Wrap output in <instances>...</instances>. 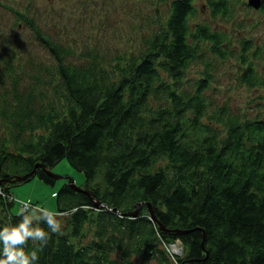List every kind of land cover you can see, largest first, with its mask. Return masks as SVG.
Returning a JSON list of instances; mask_svg holds the SVG:
<instances>
[{"label":"trees","instance_id":"1","mask_svg":"<svg viewBox=\"0 0 264 264\" xmlns=\"http://www.w3.org/2000/svg\"><path fill=\"white\" fill-rule=\"evenodd\" d=\"M194 1L169 0L163 21L135 52L108 59L48 34L28 6L13 9L52 60L30 59L35 69L25 73L33 82L21 84L12 72L10 87L0 91V230L28 213L12 211L9 192L19 182L13 176L35 162L50 167L67 158L84 172L78 185L87 191L66 181L57 189L53 213H68L57 217L58 233L33 222L50 237L45 246H24L38 252L35 264H264V118L208 95L211 55L233 49L223 31L197 20ZM229 1L205 0L209 15H229ZM240 44L245 67L236 78L264 89L247 55L250 41ZM0 59L1 82L14 65ZM193 63L203 64L195 74ZM34 173L54 179L40 167ZM148 202L165 229L150 219ZM135 205L137 215L122 214ZM176 239L177 255L167 248Z\"/></svg>","mask_w":264,"mask_h":264},{"label":"rangeland","instance_id":"2","mask_svg":"<svg viewBox=\"0 0 264 264\" xmlns=\"http://www.w3.org/2000/svg\"><path fill=\"white\" fill-rule=\"evenodd\" d=\"M247 1H229L232 7L230 14L217 17L209 15V6L205 5V0H195L194 5L199 7V17L196 19L223 31L227 36L228 47L233 49V53L225 57L211 55L214 63L211 76L213 81L207 89L208 95H213L218 101L227 98L232 109L239 108L241 113L250 116L260 112L264 118V99L259 97H264V89L258 85L248 88L236 78L245 67L237 57L242 48L240 41L247 39L251 44L247 55L252 67L264 79V9L261 11ZM168 3L169 0H0V56L9 57L14 65L11 74L0 82V91L10 87L12 72L22 75L21 84L33 82L28 74L29 70L35 69L29 65L30 59L34 63H50L52 60L29 25L15 17L14 8L25 10L28 6V14L43 30L72 46L75 51L93 48L108 59L117 54L135 52L142 38L153 31L159 21H163L169 8ZM74 60L78 61L76 58ZM1 64L4 65L0 59ZM202 66V63H193L190 73L195 74V70ZM25 70H28L27 73ZM41 87L42 83L36 84L38 90ZM46 90L47 98L53 96L50 87ZM50 169L55 173L70 175L77 185L84 184V172L72 166L65 157L55 160ZM65 181L56 177L48 182L35 173L29 179L14 182L9 192L14 196V203L10 206L12 211H20V202L28 201L38 206L26 209L31 215H39L41 210L56 212L55 193ZM0 193L4 194L1 188ZM173 245L178 248L177 251H172ZM167 248L171 254L182 253L179 239L168 244Z\"/></svg>","mask_w":264,"mask_h":264},{"label":"clouds","instance_id":"3","mask_svg":"<svg viewBox=\"0 0 264 264\" xmlns=\"http://www.w3.org/2000/svg\"><path fill=\"white\" fill-rule=\"evenodd\" d=\"M68 213H53L41 210L39 215L22 213L21 222L12 227H4L0 230V264H35L39 259L38 252L26 253L24 246L29 240L39 242L45 246L49 240V233L40 227H34V220L43 221L47 224L52 233H58L61 229V222L58 216Z\"/></svg>","mask_w":264,"mask_h":264},{"label":"water","instance_id":"4","mask_svg":"<svg viewBox=\"0 0 264 264\" xmlns=\"http://www.w3.org/2000/svg\"><path fill=\"white\" fill-rule=\"evenodd\" d=\"M248 3H251L252 5H254L255 7L259 8V5H260V0H248ZM37 167H40L42 168L44 171H46V173L50 174L54 179L56 177H61L63 179H66L67 182L70 183V185L75 189V190H83L85 192H87L86 190H84L81 186L77 185L76 182H74L73 178L70 176V175H63V174H60V173H55V172H52L50 167H48L46 164L42 163V162H35V165L33 167V169H31L30 171H27L25 172L24 174H15L13 176V179L16 180V181H21V180H24L30 176H33L34 175V172L36 171ZM90 193V192H89ZM91 195V194H90ZM92 197V195H91ZM93 203L97 206V207H100V206H103V207H107V204L106 203H103V202H99L97 199H94L93 198ZM148 205V211H149V215H150V219L152 221H157L160 229H165L164 225L161 223V221H159L157 219V216L155 214V210H154V207L152 206V204L150 202L147 203ZM112 210L114 211H117V208L116 207H111ZM138 208L137 206L135 205L134 208H132V210H126V211H123L122 214H126V215H137L138 214ZM175 231H178V232H186L187 231V228L186 229H180V228H176L174 229Z\"/></svg>","mask_w":264,"mask_h":264},{"label":"built area","instance_id":"5","mask_svg":"<svg viewBox=\"0 0 264 264\" xmlns=\"http://www.w3.org/2000/svg\"><path fill=\"white\" fill-rule=\"evenodd\" d=\"M19 206H20V210L21 211H25V209H28V208H36V207H38L37 205H33V204H31V203H29L27 201H21Z\"/></svg>","mask_w":264,"mask_h":264},{"label":"bare ground","instance_id":"6","mask_svg":"<svg viewBox=\"0 0 264 264\" xmlns=\"http://www.w3.org/2000/svg\"><path fill=\"white\" fill-rule=\"evenodd\" d=\"M34 174H35V173H34ZM21 181H23V180H21ZM66 182H67V180H66ZM10 198H11V197H10ZM27 202H28V201H27ZM25 210H26V209H25ZM20 211H21V210H20ZM177 249H178V248H177L175 245L172 246V251H177Z\"/></svg>","mask_w":264,"mask_h":264},{"label":"crops","instance_id":"7","mask_svg":"<svg viewBox=\"0 0 264 264\" xmlns=\"http://www.w3.org/2000/svg\"><path fill=\"white\" fill-rule=\"evenodd\" d=\"M13 196V195H12ZM13 200H14V196H13Z\"/></svg>","mask_w":264,"mask_h":264}]
</instances>
